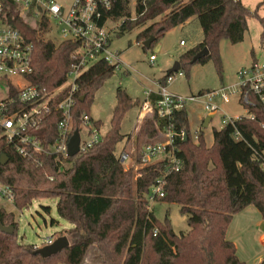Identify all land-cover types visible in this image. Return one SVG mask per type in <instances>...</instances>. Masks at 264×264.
Listing matches in <instances>:
<instances>
[{
    "label": "trees",
    "instance_id": "16d2710c",
    "mask_svg": "<svg viewBox=\"0 0 264 264\" xmlns=\"http://www.w3.org/2000/svg\"><path fill=\"white\" fill-rule=\"evenodd\" d=\"M130 1L113 0L106 12L116 23L111 42L138 29L136 43L144 51L169 29L196 17L202 41L180 54L178 73L188 75L192 57L203 47L209 54L195 63L212 58L220 72L219 40L242 41L251 16L261 26L259 43L264 49V17L257 13L262 2L251 11L241 0H135L133 9ZM11 14L13 28L33 46L29 81L46 91L54 89L75 62L70 56L76 45L45 40L46 22L38 33L33 23L14 11ZM150 37L154 38L150 47H143L141 43ZM114 71L113 65L97 61L77 77L71 132L79 129L83 113L89 115L95 92ZM172 75L174 72H167L159 81L166 84ZM157 98L155 93L147 97L152 112L139 124L133 161L139 163L142 148L170 124L174 135L169 147L179 159L177 171L168 172L166 159L124 168L116 153L124 138L119 127L137 101L121 88L115 92L108 131L89 149L65 157L66 168L60 167L54 155H38V163L23 158L0 131V154L7 156V162L0 164V182L12 187L15 209L27 208L33 199L55 198L58 216L70 224L61 231L69 245L43 258L35 253L34 245L18 242L14 214L0 207V225L13 226L12 234L0 231V264H82L93 244L106 264H244L235 244L226 238V230L233 216L248 206H254L264 220V167L260 165L264 163V110L249 94L252 105L245 106L247 115L214 129L212 144L207 147L201 130L195 132L196 141L192 140L185 109L175 111L168 120L158 117L153 107ZM60 118V111L53 110L34 131L44 145L56 139ZM95 125L100 127V122ZM158 178L165 182L159 201L179 205L180 213L187 217L186 232H173L167 216L160 221L147 209L145 196Z\"/></svg>",
    "mask_w": 264,
    "mask_h": 264
},
{
    "label": "built area",
    "instance_id": "2783aa9c",
    "mask_svg": "<svg viewBox=\"0 0 264 264\" xmlns=\"http://www.w3.org/2000/svg\"><path fill=\"white\" fill-rule=\"evenodd\" d=\"M112 2L113 0H73L70 5L63 7L54 0H0V79L7 80L6 92L0 97V131L23 158L38 163V155H54L60 162V167L66 168L69 164L64 158L68 156V142L73 133L71 113L77 90V77L97 61L113 65L115 70L129 69L128 65L121 61L120 52L111 47L116 23L106 15V12ZM12 11L23 20L33 23L38 33L41 32L42 22L48 24L46 33L52 25H56L60 36L58 42L65 41L76 45V50L70 56L75 62L68 69L63 82L54 89L46 91L29 81L28 76L32 73L33 46L11 25L8 15ZM44 39L57 43L51 39ZM180 44L183 45L184 42L181 41ZM153 60L155 57L150 55L149 61ZM156 85L158 88L155 94L158 98L153 107L158 117L167 120L172 118L175 111L185 109L187 101H195L209 113V124L214 113L222 111L214 99L218 98L227 103L234 95L238 96L237 102L250 106L252 103L248 96L252 94L264 110V62L257 60H252L249 65L239 68L234 83L198 95L178 96L169 92L160 81H157ZM144 93L147 98L151 91ZM53 110L61 113L56 125L57 137L49 145H44L34 131L41 125L44 115ZM239 116L226 117L223 114L220 119L222 126ZM201 122H204L203 117ZM78 135L79 153L98 143L104 134L90 115L83 113L80 116ZM159 135L166 139L147 143L142 148L141 160L137 164L138 166L147 164L149 159L164 153L162 159H166L169 164L168 172L177 171L180 162L174 149L169 147L174 135L170 124L165 126ZM119 159L122 164L127 160L133 161V157L125 152L119 154ZM260 165L264 167V163ZM131 166L137 167L134 164ZM164 184V179L158 178L146 194L149 211H152V204L163 197ZM0 198L13 204L12 187L0 182ZM156 232L154 230V234ZM52 241L53 239H47L43 244L47 245ZM34 247L40 248L35 245Z\"/></svg>",
    "mask_w": 264,
    "mask_h": 264
},
{
    "label": "rangeland",
    "instance_id": "374dc122",
    "mask_svg": "<svg viewBox=\"0 0 264 264\" xmlns=\"http://www.w3.org/2000/svg\"><path fill=\"white\" fill-rule=\"evenodd\" d=\"M54 1L66 7L73 0ZM134 2L135 0L130 1L132 9ZM241 2L251 11L256 8L259 2H262L257 13L259 16L264 17V0H241ZM55 26L52 25V28L47 33L42 34V37L59 43L60 36ZM137 30L133 29L113 38L111 42L112 49L120 52L121 61L128 65L129 69L127 71H123V69L115 70L95 92L93 101L89 106V115L95 121L100 122V131L104 134L110 128V118L116 103L115 92L117 88L125 90L133 102L137 101L124 114L120 122L119 130L124 135V138L116 146L118 155L122 150H126L132 157L135 135L140 124V116H138L140 104L138 103L145 102L144 92L158 88L155 81L165 76L166 71L178 61L180 54L202 41V30L196 17L185 22L183 28L177 26L169 29L162 38L154 42L151 48L146 51L136 43ZM260 31L261 26L258 19L252 16L248 17L247 30L242 41L232 44L227 38L219 40L220 72H218L213 59L210 58L204 64L194 63L190 65L188 75L185 73H174L169 79H166L165 87L174 95L188 97L234 83L236 81V72L239 68L249 65L252 60L264 62V49L261 48L259 43ZM181 40L185 42V46L180 45ZM150 55H153L156 60L150 62L148 60ZM14 80L17 79L14 78ZM6 84L7 80L0 79V97L6 92ZM237 101V95L231 96L227 103L215 98L214 102L221 107L223 112L219 110L214 113L211 117V123L205 127L201 126L203 123H200V118L203 117L205 119L209 116V113L202 109L200 103L187 101L185 109L188 115L192 140L196 141L195 132L201 130L206 146L210 147L213 141V130H218L222 127L220 119L223 114L226 117L247 114V108ZM151 112L152 109L149 107L144 117L150 116ZM83 133L84 130L82 129L81 134ZM165 139L163 135L158 134L152 140L163 141ZM163 157L164 153L157 154L149 159L148 164L159 161ZM133 164V161L129 160L123 162L124 168H128ZM134 165L138 168L137 163ZM0 207L14 214L17 223V240L23 245L31 244L42 247L47 239H55L58 235L65 236L61 231L70 226L67 221L58 216L55 198L41 197L33 199L31 204L21 211L15 209L13 204L0 198ZM152 211L154 216L160 221L167 216L175 233L186 232L189 229L187 217L180 213L179 205L176 203L155 201L152 204ZM244 213H246L247 219L244 221L241 216L237 218L238 220H234L232 226L234 227V233H228V238L234 240L232 241L236 246V254L244 264H264V244L258 239L261 233L264 234V224L261 226L255 225L253 217L257 218L259 213L254 206H248ZM244 222L246 223L245 231L243 230L245 228ZM82 264L106 263L97 246L93 244L88 247Z\"/></svg>",
    "mask_w": 264,
    "mask_h": 264
},
{
    "label": "water",
    "instance_id": "95a60500",
    "mask_svg": "<svg viewBox=\"0 0 264 264\" xmlns=\"http://www.w3.org/2000/svg\"><path fill=\"white\" fill-rule=\"evenodd\" d=\"M154 38L150 37L147 40L143 41L141 45L145 48H149L151 43L153 42ZM209 52L206 47H203L199 50L191 59V63H195L197 60L208 56ZM180 64L176 61L173 66L168 69L167 72H177L179 70ZM209 118L206 117L203 122V127L207 126ZM184 139L186 136L184 135ZM78 144H79V135L78 130H74L69 142H68V150L67 155L69 157H74L78 153ZM7 162V156L5 154H0V164L3 165ZM0 231L6 234H12L13 226H2L0 225ZM69 245L68 240L65 236H58L50 244L44 245L40 248L35 250V253L39 254L43 258L51 257L63 249H65Z\"/></svg>",
    "mask_w": 264,
    "mask_h": 264
},
{
    "label": "crops",
    "instance_id": "0c3cea01",
    "mask_svg": "<svg viewBox=\"0 0 264 264\" xmlns=\"http://www.w3.org/2000/svg\"><path fill=\"white\" fill-rule=\"evenodd\" d=\"M185 26V23L183 24V25H180L179 27H181V28H183ZM182 41V40H181ZM180 41V42H181ZM181 45V44H180ZM181 46H185V42H184V44L183 45H181ZM149 60V59H148ZM155 60H156V58H155ZM155 60H153V61H155ZM152 61V62H153ZM168 71V70H167ZM167 71H166V73H167ZM163 77V76H162ZM161 77V78H162ZM160 80V78L158 79V80H156L155 81V83L157 82V81H159ZM157 90V87L155 88V90H150L151 91V93H155V91ZM138 104H140V111H139V113H138V116H140V122H141V120L143 119V117H144V114L147 112V109L149 108V107H151V105L149 104V101L147 100V98H146V96H145V102H142V103H138ZM91 117V116H90ZM93 119V118H92ZM94 120V119H93ZM139 122V123H140ZM200 123H201V118H200ZM201 125V124H200ZM208 125V124H207ZM202 127H203V124L201 125ZM137 130V129H136ZM128 138H130V137H128ZM122 152H125V153H127V154H129V152H127L126 150H122L120 153H122ZM119 153V154H120ZM130 155V154H129ZM130 156H132V155H130ZM247 208L248 207H246V208H244L242 211H240V212H238V213H236L234 216H233V218H232V220H231V222H230V224H229V226H228V228H227V230H226V238L228 239V240H233L232 238H228V233H234V227H232L233 226V224H234V220H236L237 218H240L241 216V218L242 219H244V221H245V219H247V216H246V213H244V212H246V210H247ZM239 216V217H238ZM253 221L255 222V225L256 226H261V225H263L264 224V220L260 217V215H258L257 216V218H254L253 217ZM238 220V219H237ZM246 223L244 222V226H245V228H243V230L245 231L246 230V225H245ZM243 226V225H242ZM70 227V226H69ZM68 227V228H69ZM67 228V229H68ZM240 228H241V225H240ZM240 228H238V229H240ZM264 231V230H263ZM264 233V232H263ZM258 239H259V241L262 243V244H264V234H260V236L258 237ZM234 241V240H233ZM232 241V242H233ZM234 243V242H233ZM236 247V246H235ZM237 251V250H236ZM237 253V252H236Z\"/></svg>",
    "mask_w": 264,
    "mask_h": 264
}]
</instances>
